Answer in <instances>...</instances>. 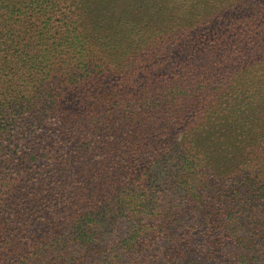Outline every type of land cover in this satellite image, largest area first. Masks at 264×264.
Masks as SVG:
<instances>
[{"label": "trees", "instance_id": "1", "mask_svg": "<svg viewBox=\"0 0 264 264\" xmlns=\"http://www.w3.org/2000/svg\"><path fill=\"white\" fill-rule=\"evenodd\" d=\"M263 19L264 0H0V175L21 180L9 191L14 206L0 210L10 252L20 238L24 247L43 246L44 264H165L178 248L168 231L194 228L190 194L201 178L238 186L233 198H249L243 210L251 209L264 195V100L244 112L243 105L255 97L251 85H264ZM112 42L122 60L106 74ZM71 60L85 70L78 74ZM163 67L170 73L153 87L148 71ZM138 76L139 98L106 90L118 77L130 85ZM240 87L235 101L219 106ZM84 96L95 101L74 110L71 99ZM105 103L110 115L99 122ZM232 114L249 119L237 125L241 141L221 146L232 158L206 156L199 136L220 129L208 121L224 124ZM114 159L125 161L122 172ZM135 166L141 173L133 178ZM217 212L212 205L206 218ZM118 232L124 239L110 257ZM203 257L173 264H227Z\"/></svg>", "mask_w": 264, "mask_h": 264}, {"label": "rangeland", "instance_id": "2", "mask_svg": "<svg viewBox=\"0 0 264 264\" xmlns=\"http://www.w3.org/2000/svg\"><path fill=\"white\" fill-rule=\"evenodd\" d=\"M261 22L264 23V19ZM103 32L104 30H101L98 34L99 39L103 38ZM122 35L123 32L120 31L115 35L116 39L122 41ZM244 35H246V32L243 30L242 37H244ZM108 47V53H110L108 55L111 59L107 66L108 68L104 71L106 74H108L109 71L112 72L116 68L115 64L121 62L123 54L122 50L119 47H116L113 42L108 45ZM221 51L224 52L225 49H222ZM156 58L158 59L159 56ZM71 61V66L78 74L85 70V68H81L76 60ZM151 63H154L153 59L146 65V70L150 69ZM90 67L92 68V66ZM160 69L161 71L157 73L154 71H148V73H151L152 75L150 82L153 87L161 85L160 80H163V77L170 73L169 67H163ZM124 80H126V77L116 78L114 83L117 85H108L106 90L112 89L113 86H117L118 89H121V92L126 94L130 93L132 96L139 98L144 90V82L140 80L139 76L134 77V82L130 85H122ZM241 90V87L239 89L229 90L221 101H219L220 103L218 102L219 106L222 105V103H226V101H228V103L235 101V98L233 97H237V93L241 92ZM249 91L255 97L247 100V103L243 105V112L244 110L256 108V105L264 100V85H251ZM85 97L86 96H84L83 100L81 99L80 101L77 99H71L72 102H76V105L72 108L74 110L76 107L82 109L81 103L86 102L88 105V102L92 103L95 101V98L85 99ZM100 106V113L96 114L97 121L99 122L103 120V117H105L106 114L110 115L111 111V107L107 103L101 104ZM238 111L241 112V109H238ZM120 113H122V110ZM208 114L209 112L203 113V116L210 118ZM238 115L240 114H232L228 116L227 119H225L224 124H221L220 121L217 123L213 120L208 121L210 127L218 125L220 129L217 130L216 133L211 132L206 135L203 134L202 136H199V140L202 142V152L205 153L206 156L214 158L218 161L222 159L224 162L232 158V155L230 156L229 153L224 152L225 150L221 146L226 142L232 143L241 141L243 130L239 126L237 128V125L244 123L245 120L249 119L243 118V120H240V116ZM121 122L124 125L123 127H125V109L123 110ZM107 134H102L99 139V142H101L102 145L107 144L109 141V135ZM116 135H121V132H117ZM206 136H211V138L205 142L202 141V138ZM139 154L142 153L139 152ZM113 163V168L121 172L122 167L126 166L125 161L121 162L118 161V159H114ZM137 165L140 166V163ZM138 166H135L133 170L130 171L133 178L136 174L141 173ZM172 171L177 179V177H179L178 175L182 172L180 164H174ZM12 177L13 178L0 175V210H2V208L6 205L8 207L14 206V203L8 200L9 191L13 185H19L21 180L15 179L13 175ZM181 177L185 179L187 176L181 175ZM260 178L264 180V167ZM200 181L201 184L196 185L194 187V192L190 194V199L194 205L195 213L191 215L189 219L194 220V228L188 227L189 231L183 235H181L182 233L174 232L173 230L168 231L172 238H176L178 248H176L177 253H170L169 257L163 263L173 264L179 259H183L184 256L204 258L203 256L213 255L214 259H217L218 261H222L225 258L227 259V264H232L231 261L234 255H242L244 256V259L241 264H264V195H261L257 199H253V203L251 204L253 207L248 210L245 209L244 211L243 209L244 207H248L247 205L250 199L247 198L241 200V195H239V198L237 199L233 198V192L236 191L238 186L230 187L227 185L226 188H215L213 185L215 182L210 179L201 178ZM212 205L218 209L217 215H215L214 218H206V215H208V211ZM211 215L213 216V214ZM200 219L205 220L202 222ZM214 219L218 220V222ZM14 224L15 223L12 222L10 226L13 228ZM127 225L128 222L125 221V228ZM188 225L190 224H186V226ZM192 234L193 236L191 237ZM123 239L124 237L118 232V235L115 236L113 242L108 246L110 257L116 253L118 248L115 247L118 245L120 246ZM24 243L29 244L26 239L16 238L17 251L14 252L13 250V252H10L11 249L8 246L9 244L4 243L0 239V253L3 251L2 256H0V264H44L40 258L41 251L39 250L43 246L36 242L37 244L34 245L33 248L31 245H29V247H24ZM17 245H20L19 249ZM52 250L57 253L61 249L55 247L53 249L52 246L48 247V252ZM197 253L200 254V256H198ZM120 264L125 263L121 261Z\"/></svg>", "mask_w": 264, "mask_h": 264}]
</instances>
